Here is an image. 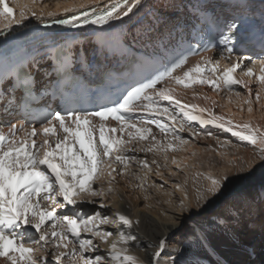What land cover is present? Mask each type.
Segmentation results:
<instances>
[{
  "label": "snow or ice",
  "instance_id": "1",
  "mask_svg": "<svg viewBox=\"0 0 264 264\" xmlns=\"http://www.w3.org/2000/svg\"><path fill=\"white\" fill-rule=\"evenodd\" d=\"M31 2L35 4L36 0ZM143 7L144 0H107V3H102L101 0H81L80 3L63 9L65 13L71 14L70 18L61 17L54 23L72 28L85 25L106 26L110 21H120L136 15ZM57 8H60L59 4ZM29 13L37 17V13L27 4L22 5L17 19L15 9L9 6L8 0H0V40L8 38L14 25H23L29 18ZM193 14L198 16L201 23H207L210 29L216 31L215 40L211 45L205 44L201 47L197 44L193 47L190 44L187 54L179 53L164 66L163 71L146 77L108 104H101L92 109H54L48 106L45 109L46 115L39 120V127L30 113L32 105L43 98L44 92L36 94L33 73L43 72L47 76V70L41 69L40 61L33 58L31 69L20 66L9 71H0V100L5 101L7 105L5 111L15 108L23 112L29 125L0 121V258L7 260L9 264H60L64 258H71L70 264H144L128 251L130 244L141 247L137 243V235L131 231L134 224L139 225L138 219L133 221L119 211L114 212L112 216L96 210L81 214L79 208L82 203H94L86 198L111 194L116 174L125 175L133 160L145 170L143 177H136L140 180L136 187L144 186L147 173L152 169L148 161L137 160L135 155H130L137 151L130 145L137 139L148 140L152 130L150 127H138V124H155L165 135L171 132L174 139L181 144L188 143L175 134L174 129L155 119L156 116H166L176 121L177 115L182 114L184 120L180 123L181 130L192 121L201 126L212 125L240 141L247 142L264 161V128L253 125L250 120L235 123L224 116L216 115L212 108L182 104L177 97L176 87L167 84L165 87H157L165 82L174 83L184 89L207 86L213 91L235 92V95L240 97L241 92L236 91L238 86L247 92L243 103L248 105L249 113L253 112V97L257 104L261 100V90H264V57L254 59L252 56L236 55L233 58L237 46L242 47L247 39L238 18L217 22L199 9H194ZM47 15L52 17L55 14L49 12ZM42 17L43 10L37 18ZM260 39L264 44V31ZM108 40V33L96 34L95 45L103 48ZM216 44L223 46L219 59L203 54L211 51ZM75 55L76 53L69 55L65 50L56 62L55 70L67 76ZM189 55H198L200 59L183 70L182 74L176 75L177 70L185 68ZM224 60L228 63L221 67V61ZM257 65L259 75L254 72ZM238 70L240 78L236 75ZM243 77H248V80ZM253 78L258 85L255 93L250 86ZM18 89L22 91L19 103L15 95ZM199 95L194 91V97ZM204 99L210 98L205 96ZM164 101L172 105L171 110L162 106ZM212 104L215 106L216 102L212 101ZM205 112L208 113V118L202 115ZM136 113H147L153 118L141 117L136 120ZM110 120L117 122L119 127L110 126ZM152 140L155 141L154 136ZM173 147V143L169 141L166 146L151 144L139 148V151L166 152ZM113 163L121 165L119 171L112 167ZM152 163L156 164L157 161L153 160ZM172 163L177 164L175 158ZM177 166L179 167V164ZM105 175L110 178L109 187L106 189L103 185L96 186V182ZM205 178L209 184L202 191L198 189V200L219 194L229 179L227 173L220 177L207 175ZM69 205L72 206L70 211H57ZM105 207L107 205L100 204V208ZM117 222L120 227L115 232L103 230L101 227ZM29 228L34 229L38 235L34 236ZM85 235L92 238H84ZM113 236L116 238L110 239ZM93 238L109 245L106 252H101L99 244L94 243ZM50 243L58 250L53 255V261H48L47 256L36 255ZM169 247L167 237L159 238L156 243L143 245L145 250L153 249L147 264H161L164 254L168 255L165 264H177L176 257L168 251Z\"/></svg>",
  "mask_w": 264,
  "mask_h": 264
},
{
  "label": "rangeland",
  "instance_id": "2",
  "mask_svg": "<svg viewBox=\"0 0 264 264\" xmlns=\"http://www.w3.org/2000/svg\"><path fill=\"white\" fill-rule=\"evenodd\" d=\"M53 1L54 0H48V2ZM104 1L107 2V0ZM154 2L160 9L165 5L164 7H166V10H171L176 7L175 3L179 1L175 0V2H170L169 0H154ZM150 9L146 11L147 15L151 13ZM253 9L256 10L251 12V14V10L247 12V14L249 13V17L254 18L251 22H256L259 18H264V0L256 2ZM241 10L244 12L246 9L241 8ZM146 14L144 13V16L141 15L140 17L143 16L142 18L139 17L138 20L141 19L144 21L142 25L132 28L134 30H132L133 32L138 28L140 29L138 32L139 35L143 34V30H146V32L148 31L147 29L153 31V29L160 27L165 21L169 22L168 20H170L167 13L158 15V18L156 15L153 16L151 14L148 15L150 18H147ZM146 18L147 20H145ZM131 24L133 25V23H130V25ZM137 35L134 34L131 36L133 41L138 38ZM240 52L244 54L243 51H239V53ZM234 55L236 56L237 54ZM216 56L217 54H215V58H217ZM221 67L223 66L221 65ZM237 72L239 73V70ZM237 78H240V76H237ZM246 79L248 80L247 77ZM165 84L167 83H162L160 87H165ZM250 86L253 89V93H255L258 89L256 81L252 80ZM187 94H189V96H194L193 89L188 91ZM182 103L192 105L185 101ZM254 104H256L255 99ZM162 106L169 107L170 110L172 108V105H169L167 101L162 102ZM223 107L224 105L220 98L217 99L215 106H213L212 101H210L209 108H212V111L216 115H221L234 121L233 116L229 117L224 114L226 109ZM236 107L237 109H240V107L233 104V108ZM254 108L259 110L257 106ZM240 110L244 114L247 113L243 107ZM176 112L178 113L179 110L176 109ZM202 115L204 118H208L207 112ZM156 117H160L159 120L168 125L170 129H174L175 134L179 135L183 140L188 141V143L181 144L180 141L174 139L171 132L165 135V133H162L155 124H151L153 129H151V136H149L148 140L140 141L137 139L130 145V147L137 149L136 152L130 153V155H135L137 160L148 161L149 166L152 169L151 172L147 173L144 186L142 188L136 187V185L140 184V180L136 177H143L145 175V170L140 167L136 160H133L130 162L125 175L121 176L116 174L115 183L112 185L113 192L105 197L86 198L94 201V203H82L79 208L81 214L90 213L93 210H96L112 216L114 212L119 211L127 215L133 221L137 219L140 221L138 226L134 224L131 229L137 237H144L146 235V233L141 230V225L144 223L145 218H153L156 221L160 220L162 222L173 223L181 220L183 223L182 227L178 226L179 229H177L176 232H173L172 237L168 239L170 246L168 251L176 257L177 264H187L191 258L196 257V252L192 250L195 247L199 249L201 253L203 249L204 251L213 250V255L215 256H218L221 250H226L225 246L218 245V242L224 245L222 241L217 238H212L204 230L203 227H205L206 222L205 216L220 215V217L225 218V212H223V209L233 200L240 201L246 197H249L251 200V198L256 197V202L253 204L251 203V205L237 206V218L234 221H228L226 225L231 229H234L233 231L235 234H241L243 230L245 233L247 232V235H243V237L246 238V241L250 240L253 231L258 229L261 230L263 232L261 246L264 247V198H261V193L264 191V161L260 159L259 154L254 152V148L248 145L247 142L240 141L237 137H233L230 133L222 132L212 125L201 126L199 123L192 121L186 125L184 130H181L180 123L184 120L182 114L177 115L176 121H172L166 116ZM255 118H241L239 120L245 122L249 120L252 121ZM263 119V117L259 118V120ZM149 126L150 124L138 125V127ZM261 127L264 128V123L261 124ZM208 132H211L212 134L207 135ZM197 133L199 135H197ZM152 136L155 137V141L152 140ZM125 138H127L126 135ZM169 141L173 143L174 147L168 149L166 152L163 150H154L152 152L139 151V148L147 147L151 144L166 146ZM244 155H248V158H250V161L247 163L240 162L243 160L242 158ZM165 157H167V159H165ZM173 158H175L179 167L177 164L172 163ZM153 160L157 161V163L153 164ZM112 167L117 168L119 171L121 165L113 163ZM225 173L228 174L229 179L219 194L211 197L205 196L204 199L198 200V195L200 194L198 193V189L202 191L207 187L209 182L205 177L207 175L220 177ZM109 179L110 178L107 175L103 176L101 180L96 182V186L103 185V187L107 189L109 187ZM161 185H163V187H160ZM177 185L180 187L177 188ZM119 196H122L125 199V202H128V209L125 210L124 208L122 209V206L119 207ZM102 203L107 205V207L100 208V204ZM71 208L72 206L69 205L67 208L57 209V211L68 212ZM256 213L259 215L257 221L253 219L254 214L256 215ZM168 218L170 219L169 221ZM48 223L50 224L51 222ZM191 226L195 227V229L190 231V233L188 229H191ZM101 227L103 230H111L115 232L120 225L119 222H117L116 224L103 225ZM223 228H225V226H223ZM195 230L198 234L200 233L201 237L197 235ZM29 231H31L34 236L38 235L35 233L34 229L29 228ZM84 238L92 237L90 235H85ZM115 238L116 237L113 236L110 239ZM93 239L94 243L99 244L101 252H106L109 245L99 242L98 239ZM204 245L207 247L204 248ZM209 248H211V250H209ZM57 251L58 250L50 243L46 249L37 252L36 255L41 257L47 256L48 261H53V255L57 253ZM128 251L129 254L137 256L142 262H144V264H147L149 261V259H147L146 250L142 245L141 247H137L135 244H130L128 245ZM261 251L263 254L255 253L251 258L246 257L247 255L242 253L243 255H239L240 260L243 261L241 264H264V248H261ZM162 258L168 259V255L164 254L162 255ZM70 259L71 258L62 259L60 264H70ZM200 260V262L193 261L192 263L190 261V264H219L218 262H213L212 259L209 262H205L208 260L205 257L203 259L200 258ZM6 263L9 264L7 260Z\"/></svg>",
  "mask_w": 264,
  "mask_h": 264
},
{
  "label": "bare ground",
  "instance_id": "3",
  "mask_svg": "<svg viewBox=\"0 0 264 264\" xmlns=\"http://www.w3.org/2000/svg\"><path fill=\"white\" fill-rule=\"evenodd\" d=\"M170 2H175V0H169ZM179 1V0H178ZM262 0H244V6L246 10H252V8H254V5L256 4V2H259ZM81 0H54L53 2H48V0H36L35 4H32L31 0H15L16 6H17V12H16V18L19 19V9L20 6L27 4L29 8H31L32 10H34L37 13V17L40 16L41 14V10H43V17L42 19H38L37 17H33L31 16V14L29 13V18L24 21L23 24H29L31 22H36V21H42V20H46L47 18H50L47 13L52 12L55 15L52 17H56L59 15V13L64 12L63 9L71 4L74 3H80ZM102 3H107L104 0H101ZM57 4L60 5V8H57ZM176 7H180V5H182L181 3L179 4L178 2L175 3ZM198 5V2H196V6ZM242 5V6H243ZM165 5H163V8H159L156 6L154 0H144V7L142 9H140L136 15H131L128 18H124L123 20L120 21H110L109 25H106L108 27H113L115 29H119L121 31V33L123 34V36L129 40V41H133L132 40V35H137L138 32L140 31V29H136L135 32H133L134 30L132 28H136L139 25H142L144 20H138L139 17L141 15L144 16V13L146 14V11L149 10L150 8V14L151 15H156V17L158 15H163L164 13H167L168 16L170 17V21H172V15H176L177 11L176 9H171V10H166V7H164ZM243 6V7H244ZM167 12H166V11ZM244 10V11H246ZM153 12V14H152ZM156 13V14H155ZM148 14V15H150ZM147 15V14H146ZM147 18H150V16ZM142 16V17H143ZM140 17V18H142ZM154 17V18H156ZM147 18L145 20H147ZM158 18V17H157ZM262 19V18H261ZM259 20V19H258ZM256 20V21H258ZM169 21V20H168ZM147 22V21H146ZM251 22V21H250ZM259 22V21H258ZM130 23H133V25ZM160 24V23H159ZM157 25V24H156ZM155 25V27H156ZM164 25H169V22H164L162 24V26ZM143 28V27H142ZM168 29L167 27H164V29ZM87 32L86 34L89 36L88 40L83 44V45H92L95 44V40H96V30L94 28H86ZM133 30V31H132ZM150 30V29H147ZM154 30V29H153ZM142 33H146V30H143ZM139 36V34L137 35ZM135 41V40H134ZM133 41V42H134ZM249 48V52L247 53H251L252 55L255 54V52H259L258 50H251V47H246ZM90 50L87 49L86 52L88 53ZM45 53V48L41 49L37 55L38 56H42ZM204 55L207 56H211L213 57V59H219L220 54L221 53H217V58H215V54H212L211 52H207V53H203ZM235 54V53H234ZM233 54V58L234 55ZM224 55H227V53H224ZM251 55V56H252ZM263 55V54H262ZM261 58L264 57V55ZM247 56H250L247 54ZM253 57V56H252ZM200 59V56H191L188 58V62L185 65L184 69H179L176 72V75H180L182 74L183 70H186L187 67H191L193 64L196 63L197 60ZM33 57L29 59V62L32 63ZM228 61L224 60L221 61V65L224 66L225 64H227ZM254 72L259 75V65H257L254 68ZM237 76H240L239 73L237 72L236 74ZM248 78V77H247ZM243 79H246V77H243ZM253 80H255L253 78ZM168 86L170 87H176L177 88V97L182 101V102H186L189 104H196L199 105L201 108H209L210 106V101H215L217 102V99L220 98L221 102L224 105V109H226L224 112V114L229 117H234V122L236 123H243L244 121H241L239 119L243 118V119H249V118H255L254 120H252L251 122L253 123V125H258L261 127V124L264 123V119L263 120H259L260 117L264 118V107H261L262 105H264V91L261 90V100L259 102V104H254V98H253V103H252V107H253V112L249 113L247 111L248 105L244 104L243 101L244 99L247 97V92L244 89L239 88L238 86L236 87V91H240L241 92V96L237 97L235 95V92H228L227 90L224 91H213L211 88L207 87V86H194L193 91L200 93L199 96L194 97V96H189V94H187L188 91H191L192 89H184L182 86H176L174 83H169L166 82ZM166 85V84H165ZM160 85H158L157 87H160ZM164 87V86H163ZM258 90V89H257ZM209 97L210 99H204V97ZM165 102V101H164ZM184 104V103H182ZM233 104L240 107V109L243 107L245 109V111H247V113H243L241 112L240 109L233 108ZM258 107L259 110H257V108L254 107ZM177 110H179L177 108ZM149 115V114H148ZM259 117V118H258ZM156 119H160V117H155ZM139 125V124H138ZM151 129L152 125L150 124L149 126ZM262 128V127H261ZM117 135H119V133H117ZM254 152H257L254 149ZM252 155V154H251ZM243 160L240 161L242 162H248L250 161L248 158V155H244ZM202 179V178H201ZM197 181V180H196ZM195 181V182H196ZM201 181V180H200ZM194 184V183H193ZM209 184V182H208ZM261 193V192H260ZM222 195V194H221ZM220 195V196H221ZM211 197V196H210ZM256 197L254 198H250L246 197L245 199L242 200H233L231 203H229L227 205V207H225L223 209V212H225V218L224 217H220V215H210V216H205L206 218V222H205V227L204 230L214 239H219L220 241L223 242L224 245H222V243L218 242V245L221 246H225L226 250H221L220 254L218 256L213 255L214 251L211 250V248H209V250L211 251H204V249L202 250V253L200 252L199 249L193 248L192 250H194L196 252V257L191 258L187 264H190L194 261V262H200V258L203 259L204 257L206 259H208L205 262H209L211 259L213 260V262L215 263H219V264H241L243 261L240 260L239 255H243L244 253L247 255L246 257H253V254H259L263 252L261 251V248H264L261 246V240L263 238V232L261 230H255L253 231V235L250 238L249 241H246V238L243 237V235H247L248 233L244 232V230L241 232V234H235V232L233 231L234 229H231L227 224L228 221H234L237 217V209L236 207L240 205L241 206H245L251 203H255ZM261 198H264V191L261 193ZM249 199V200H248ZM118 202H119V207L122 206V209L124 208L125 210L128 209L127 207H129L128 202H125V199L122 196H119L118 198ZM255 213V212H254ZM236 214V215H235ZM258 213H256V215L254 214V218L256 221L259 219V215H257ZM165 215V214H164ZM264 215V214H263ZM262 216V215H261ZM140 217V216H139ZM223 218V219H221ZM144 223L141 225V230H143L146 235L144 237H138V241L137 243L143 245H147L150 243H156L158 242V239L161 237H167V239H169L170 237H172L173 232H176L178 228V226L183 225L182 221L180 220L179 222H162L160 220H155L153 218H145L144 219ZM170 219L168 218V221ZM176 221V220H175ZM223 226H225V228H223ZM192 227V226H191ZM195 227H192L191 229H188L189 232L194 230ZM134 232V231H133ZM196 232V230H195ZM200 232V231H199ZM191 233V232H190ZM197 233V232H196ZM233 234V235H232ZM190 235V234H188ZM198 236H200V233L198 234ZM201 237V236H200ZM190 238V237H189ZM218 241V240H217ZM207 247L206 245H204V248ZM153 249H146V254H147V259L150 260V255L152 253ZM243 253V254H242ZM264 257V255H263ZM186 259V258H185ZM243 260V259H242ZM168 259L166 258H162L161 257V264H165V262H167ZM0 264H7L6 260L3 258H0Z\"/></svg>",
  "mask_w": 264,
  "mask_h": 264
}]
</instances>
